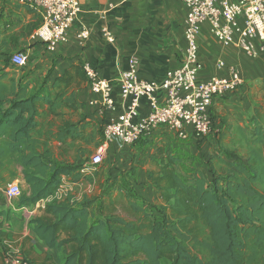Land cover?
Here are the masks:
<instances>
[{"label":"crops","instance_id":"0c3cea01","mask_svg":"<svg viewBox=\"0 0 264 264\" xmlns=\"http://www.w3.org/2000/svg\"><path fill=\"white\" fill-rule=\"evenodd\" d=\"M76 13L67 30L66 41L49 45L34 38L42 26L41 15L31 6L16 0H0V76L9 73L17 86L25 87L26 97L45 96L56 79L67 70L80 66L92 68L103 80L112 82L114 107H108L101 96L92 92L89 82L74 88L73 106L64 105L60 116L49 123L58 130L65 123L77 129L65 141H51L50 150L57 163L71 161L79 167V153L85 147L79 140L80 131H86V154L100 149L105 143L101 132L116 120L129 105L120 97L119 78L137 62V77L142 81H162L168 71L179 69L189 58L185 39L187 7L181 0H77ZM88 30L87 39L80 37ZM198 79L205 82L214 77L231 78L232 71L239 73L243 84L228 97H216L210 111L212 130L204 139H197L191 127L184 128L185 136L166 126L155 128L134 146H125L118 139L109 142L105 163L96 169L109 174L105 188L110 191L124 189L134 195V201L151 211L160 209L158 189L149 182L151 162L163 154H175L183 163L202 166L203 175L210 184L215 173L224 174L230 160L219 151V144L232 124L250 126L252 117L262 105L259 92L264 82V42H253L256 55H249L236 46H225L212 35L209 25H203L197 35ZM23 53L25 66L11 62L12 55ZM6 82V80H5ZM9 81H7L8 83ZM163 100V94L159 95ZM141 115L147 112L148 102L143 99ZM50 118V121L54 120ZM93 156V155H92ZM105 162V161H104ZM179 168V167H178ZM73 176H63L57 192L58 200L70 199L79 203V169ZM96 175V174H95ZM96 183L95 176H89ZM98 177V182H104ZM90 182V183H92ZM18 185L21 193L31 194L21 166H13L12 174L0 179V250L8 251L7 258H28L42 264L47 256L56 261L57 253L38 240L30 221L43 214L51 199L35 206L19 207L20 196L10 201L6 196L9 186ZM19 242L12 246L7 242ZM2 242V243H1ZM17 255V256H15ZM19 254V255H18Z\"/></svg>","mask_w":264,"mask_h":264},{"label":"trees","instance_id":"16d2710c","mask_svg":"<svg viewBox=\"0 0 264 264\" xmlns=\"http://www.w3.org/2000/svg\"><path fill=\"white\" fill-rule=\"evenodd\" d=\"M88 82L76 66L47 95L27 98L12 75L0 76V179L13 166L23 168L31 194L21 193L19 207L52 198L30 221L36 238L57 253L56 261L47 256L42 264H264V82L251 125L232 124L219 144L231 162L218 157L225 173H215L212 183L201 164L183 168L184 177L178 171L184 163L175 154L152 160L149 182L158 189L159 218L124 189L109 192L99 212L98 197L79 203L57 199L62 177L75 178L79 167L55 162L49 145L77 129L65 123L55 130L49 123L64 105L73 106L71 91ZM85 131L79 129V140L86 147ZM89 170L79 169V184L92 182L85 175ZM7 254L3 247L0 264Z\"/></svg>","mask_w":264,"mask_h":264},{"label":"built area","instance_id":"2783aa9c","mask_svg":"<svg viewBox=\"0 0 264 264\" xmlns=\"http://www.w3.org/2000/svg\"><path fill=\"white\" fill-rule=\"evenodd\" d=\"M34 8L42 17V26L34 38L53 45L66 41L76 13L80 11L77 0H16ZM187 7L185 39L189 58L179 69L168 71L158 81H142L137 77V62L133 59L118 82L121 100L129 105L104 131V145L91 156L90 168L96 169L105 161L106 148L113 139L125 146H134L157 127L166 126L184 137V128H192L197 139H204L212 130L210 111L216 97H228L243 84L239 73L232 71L231 78L214 77L201 82L198 79L197 35L203 25H209L212 35L223 45L236 46L249 55H256L253 42H264V0H181ZM90 33L84 29L80 37L87 39ZM23 53L12 55L11 62L25 66ZM91 90L101 96L108 107H114L112 82L100 79L95 71L84 67ZM163 94V100L159 95ZM146 99L147 112L141 115L142 100ZM21 195L18 185L6 191L12 201ZM6 264H29L23 257L11 256Z\"/></svg>","mask_w":264,"mask_h":264},{"label":"rangeland","instance_id":"374dc122","mask_svg":"<svg viewBox=\"0 0 264 264\" xmlns=\"http://www.w3.org/2000/svg\"><path fill=\"white\" fill-rule=\"evenodd\" d=\"M101 136L102 137L104 136V132H101ZM86 148L87 147H82L83 152L81 151L79 153V158H80L79 159V169L80 170L81 169H84V170L90 169V165H89L90 158H91L92 155H94L99 150L98 148L93 149L91 151V153L88 155L85 152L86 151ZM104 163H105V165H107V160L106 159H105V162ZM66 164L67 165H70V166L73 165V163L71 161H69ZM190 166H194V163L191 164ZM183 168H186L187 171H188L189 170V166L184 163L183 166H180L178 168V171L180 173H182L184 177H187V174L184 171L182 172ZM85 175H88V176L94 175L95 176V179H97V182L96 183H94V182H92V183H90V182H88V183L83 182V183L79 184V202L82 201L83 199H85L86 197H88V198L98 197L99 198V201H97L96 209H97V212H99L100 211V203H101V201L103 199H105V196L109 192H111L108 188H105V186H104L108 182L109 174L107 173V170H104L101 173H98V174L95 175L93 170H89V171L86 172ZM99 176L101 177L100 180L101 181H104L103 183L102 182H98L99 181L98 180V177ZM158 211L159 210H158L157 207H153V210H151V212L155 215V217H158L159 218L160 215H158ZM0 241L5 242L4 239L3 240L1 239ZM7 243L10 244V245H12V246L19 245V242H16V241L15 242L8 241ZM15 256H17V255H15ZM162 264H170V262H168L167 260H164Z\"/></svg>","mask_w":264,"mask_h":264}]
</instances>
